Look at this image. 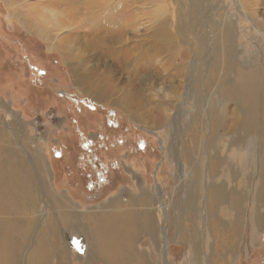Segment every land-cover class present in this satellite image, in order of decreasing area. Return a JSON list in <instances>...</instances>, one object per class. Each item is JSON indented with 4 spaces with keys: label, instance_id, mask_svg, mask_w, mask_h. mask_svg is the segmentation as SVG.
<instances>
[{
    "label": "rangeland",
    "instance_id": "rangeland-1",
    "mask_svg": "<svg viewBox=\"0 0 264 264\" xmlns=\"http://www.w3.org/2000/svg\"><path fill=\"white\" fill-rule=\"evenodd\" d=\"M50 10L66 14L68 26L40 31L36 16ZM244 70L259 73L264 102V0H0V142L15 150V160L17 153L26 159L28 149L37 170L29 160L24 168L38 191L35 210L17 207L0 219L27 221L25 244L36 230L48 240L64 229L73 252L68 264H79L87 248L80 220H57L59 205L70 200L80 209L73 211L85 212L146 191L163 202L161 254L148 235L137 243L155 264H264V104L255 106L252 128H243L249 103L221 88ZM75 76L110 81L117 91L111 102L127 92L147 111L162 101L172 107L151 122L97 102ZM75 159L86 172L91 167L86 179L101 173L105 181L84 189L71 168ZM218 185L242 199L239 218L214 205L208 187Z\"/></svg>",
    "mask_w": 264,
    "mask_h": 264
},
{
    "label": "bare ground",
    "instance_id": "bare-ground-1",
    "mask_svg": "<svg viewBox=\"0 0 264 264\" xmlns=\"http://www.w3.org/2000/svg\"><path fill=\"white\" fill-rule=\"evenodd\" d=\"M65 15L60 12L56 13L52 10H50L49 14H37L36 17L39 19L40 23L37 28H39L42 32L43 30L41 28L48 29L49 32L55 31L57 29L61 30L68 26L65 22ZM182 34H185V32L181 33V35ZM171 46H169L170 49ZM161 49L162 48L160 47V45L156 46L150 54L152 55V57L147 56L145 61L146 67L150 65V63L152 62V58L161 53ZM172 49H174V47ZM177 52L179 53V50ZM230 61H232V59ZM252 71L254 70H248L246 72L244 70L243 73H237L235 83L231 84L230 86L227 84L221 85L223 91L230 93L234 101L242 100L243 102L246 101L249 103L247 107L248 112L245 113L246 115L243 117L240 123L241 127L246 129H251L256 122V119L254 117L256 109L255 106L258 107L257 103L260 102L262 104L263 102V99L258 92V88L260 87L261 83L260 75L259 73L253 74ZM76 82L79 85L88 88L91 94H87L97 102H103L113 106H117L118 104L119 108H123L125 109V111L133 115L138 114L139 116H145L144 119H149L151 122L154 119L158 120L160 117H158L159 113L156 111L163 112L165 110L167 112L169 111L168 109L172 107V102L162 101L161 103L159 102L155 105L154 111H147L146 103L142 100H139L137 94L133 95L127 92L123 94V99H121L120 96L119 99L121 100L118 99V102H115L114 100V102H111L109 98L111 96H114V93L117 91L115 85L110 83V81L105 82L104 80L100 82L95 78L88 79L87 76H81L80 78H76ZM122 89L124 90L125 88L123 87ZM156 113H158L157 116L154 115ZM221 126L223 127V125ZM21 147L22 149L24 148L22 145ZM25 151H27L26 153L28 154V157H26V159L17 153V159L15 160V150L5 146L0 142V215H2V218L4 215H12V211L17 207H19V209H23L24 206L29 207L31 205L30 208L32 209V211L33 209L35 210L34 201H37L35 200L34 195L38 194V191L36 190V183L34 181L35 178L33 177V179H31L28 174L29 171L24 168V163L29 160V162L34 166L35 170H37V166L34 162L33 156L27 148L25 149ZM43 174L41 178H43V180H47V175H45V173ZM209 189L212 193L209 196H211L212 199L214 198L215 200H217V203L214 204L215 206L218 207L220 203L221 206H225L229 210L237 212V217H240L242 211V199L236 198L234 194L225 195L226 189L222 185L211 187L209 186L208 190ZM32 192L34 193V195ZM145 192L143 191L144 194L141 193V195L138 196H131L130 198L125 199V201L122 199L121 194L102 203L97 207L98 209L89 208V210L85 212L73 211L75 207L77 210L80 209L77 206H72L69 199V201H67L66 203L64 202L65 204H67L66 206H64L63 202L61 203V207L59 205L58 209L60 212L56 213L57 220L67 222V220H69V217H72L75 220H80L79 224H77L80 228L78 226L77 227L80 231L84 232V248L85 246L87 248L84 251V257L78 255L79 264H155V262H152L147 257L146 251H141L139 249L137 243L142 235H148L150 242L157 252L156 254H158V256L161 254L159 250L161 240H159V234L160 227L162 229L161 224L163 221V217L161 214V208L163 202L161 201L162 198L160 196V191L158 192V196H160L159 199L154 196L151 197L149 196V193ZM41 193L42 198L46 202L44 204L47 211L49 206L46 200H48L49 196L43 186ZM208 204H210L209 201ZM66 207H68V210L73 211L76 214L65 212L64 209ZM71 208L73 209L71 210ZM260 209L258 208V210ZM258 210L257 213L254 214L255 219H253L255 227H259V225L263 221V218L261 219L262 216L259 214ZM17 211H15V213ZM48 212H46V216L49 215ZM12 220L15 221L13 217H8V220L0 219V264H68V261H72L73 252H71V250L69 249L70 244L66 239L67 236L63 238L64 229L63 232L57 231L55 236H51L52 238L50 237L48 240L43 239L46 237V232L44 233L43 230H36V232L34 233L33 244H25L26 242L24 241L28 237H26V239H24L23 241L21 235L25 227H28L27 221H20L17 218L15 221L16 224H13ZM11 223L13 224V227H10ZM76 223H78V221ZM59 225L61 226L60 222ZM227 228L232 232L237 229L229 227ZM58 229L61 230V228L59 227ZM163 230L164 229H162V231ZM12 231L15 232V236ZM26 232H28V230ZM183 233L185 232L182 231L180 234L183 235ZM24 235L28 236L26 234ZM236 246L237 244H234V246L229 249V253L232 254V256L235 255ZM156 264H159V262H157ZM160 264L162 263L160 262Z\"/></svg>",
    "mask_w": 264,
    "mask_h": 264
},
{
    "label": "trees",
    "instance_id": "trees-1",
    "mask_svg": "<svg viewBox=\"0 0 264 264\" xmlns=\"http://www.w3.org/2000/svg\"><path fill=\"white\" fill-rule=\"evenodd\" d=\"M91 110H94V109H91ZM94 112H96V111H94ZM108 113H111V112H109V110L107 111V115H108ZM103 115L102 116H105V114L104 113H102ZM96 115H98L97 114V112H96ZM94 117V116H93ZM89 146V145H88ZM96 147L97 145H92L91 143H90V146L89 147ZM102 147H108V145H101V148ZM70 164H71V168L73 169V170H75V171H77V178H76V181L80 184V185H83V188L84 189H87V190H89V191H93V189H92V184L94 183V182H97V181H99V182H104L105 181V178L103 177V175H101V173L99 174V173H97L96 174V176H94L93 178H94V181L93 180H90V179H86V178H89V177H91V167L89 166V169H90V173H89V169H88V171L86 172L85 171V169L87 168V165H85L84 164V160H80V159H75V160H72L71 162H70Z\"/></svg>",
    "mask_w": 264,
    "mask_h": 264
}]
</instances>
